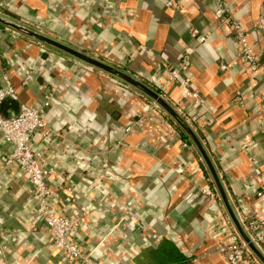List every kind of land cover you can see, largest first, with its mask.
I'll return each mask as SVG.
<instances>
[{
	"label": "crops",
	"instance_id": "obj_1",
	"mask_svg": "<svg viewBox=\"0 0 264 264\" xmlns=\"http://www.w3.org/2000/svg\"><path fill=\"white\" fill-rule=\"evenodd\" d=\"M220 2L264 62L263 0ZM220 6L212 0H0L6 18L158 90L196 126L237 215L264 218V75L242 62ZM192 30L208 36L207 43ZM183 56L189 67L179 76L188 85L172 86L167 66ZM4 78L17 99L5 101L3 114L32 106L46 124L49 134H35L32 146L57 170L47 180L54 193L48 203L76 221L68 239L89 258L76 264H170L175 250L190 264H228L218 248L238 236L221 202L202 193L214 188L206 167L146 96L2 26L0 85ZM237 93L242 105L234 101ZM9 151L0 133V264H75L54 244L27 177L5 165ZM259 249L264 254V241Z\"/></svg>",
	"mask_w": 264,
	"mask_h": 264
},
{
	"label": "built area",
	"instance_id": "obj_2",
	"mask_svg": "<svg viewBox=\"0 0 264 264\" xmlns=\"http://www.w3.org/2000/svg\"><path fill=\"white\" fill-rule=\"evenodd\" d=\"M212 1L221 5L219 7V12H222L223 21L229 25L234 34L242 62L252 74L264 75V62H261L253 53L247 41V35L241 24L229 15V10L222 6L220 0ZM166 5L171 6V2H167ZM258 28L264 30V13L262 10L259 15ZM190 34L192 37H195L200 44H206L208 41V36L197 34L195 30H192ZM188 67L189 61L187 56H183L177 65L167 66L169 72L168 83L172 86L174 84H179L186 87L188 81L185 80L181 82L179 72ZM220 68L225 70L227 67L221 65ZM3 80V84L0 85V133L3 141L10 147V151L5 158V165L15 166L25 177H27L31 188L34 191L35 197L43 207L40 210V214L42 215L44 224L56 247L66 256L65 260L75 264L78 262L88 263L89 258L86 254L87 252L83 250L82 245L76 240L70 241L67 236L68 232H70L74 226H77L76 221L63 218L59 213L53 212L50 209L51 205L48 203V200L51 199L54 193L47 180L56 176L57 170L52 168L49 164H44L41 154L36 152L32 146V137L35 134H40L44 137L49 134L46 124L38 109L32 106L20 105L18 111L10 112L7 115L3 114L1 110L3 102L7 99H17V95L10 82L6 78ZM186 95H190V93L186 92ZM161 96L165 98L164 95ZM191 96H193L195 100L198 98L197 94L194 93H192ZM234 101L237 102V104L242 105V100L238 93L236 94ZM177 112L182 115L179 110ZM262 112L264 113V104L262 106ZM143 121V119H140L138 120V123L142 124ZM129 130L130 126H127L125 131ZM183 145L185 147L187 146V143H184ZM202 193L220 202L214 188L203 190ZM239 219L245 227L251 241L260 248V245L264 241V218L256 216H241ZM228 224L232 226L230 220ZM232 230L237 235L235 229L233 228ZM218 252L225 257L228 264H260L249 251L247 246L241 241L239 236L236 241H229L221 244L218 248Z\"/></svg>",
	"mask_w": 264,
	"mask_h": 264
},
{
	"label": "water",
	"instance_id": "obj_3",
	"mask_svg": "<svg viewBox=\"0 0 264 264\" xmlns=\"http://www.w3.org/2000/svg\"><path fill=\"white\" fill-rule=\"evenodd\" d=\"M0 25L5 26L19 34H22L40 44L53 48L75 60H78L88 66L105 72L106 74L114 77L115 79L127 84L129 87L137 90L144 96H146L150 101L153 102L166 116H168L176 126H178L188 137L189 142L195 148L199 154L201 162L206 167L208 175L213 183L214 189L220 199V202L232 224L237 235L241 241L247 246L249 251L255 257V259L260 263L264 264V254L263 252L251 241L245 227L231 205L229 198L227 196L225 187L223 186L219 174L215 169V166L201 140L198 138L195 130L192 126L186 122V120L177 112V110L158 92L147 86L145 83L139 81L128 73L122 71L121 69L109 65L101 60H98L81 50H78L71 45L60 42L50 36L42 34L36 30H32L22 24H19L5 16L0 15Z\"/></svg>",
	"mask_w": 264,
	"mask_h": 264
},
{
	"label": "trees",
	"instance_id": "obj_4",
	"mask_svg": "<svg viewBox=\"0 0 264 264\" xmlns=\"http://www.w3.org/2000/svg\"><path fill=\"white\" fill-rule=\"evenodd\" d=\"M262 11H263V13H264V0H263V2H262ZM9 16L10 17H12V18H14V16L13 15H11V14H9ZM0 27H2V25H0ZM154 89V88H153ZM156 92H158V93H160L158 90H156V89H154ZM8 100V99H7ZM6 101V100H5ZM3 102V104H2V106H1V110H2V107H4V105L6 104V102ZM10 108L12 109V110H15V107L14 106H10ZM14 112H16V111H14ZM164 116H165V118H167V119H169V120H171L168 116H166L165 114H164ZM184 119H186L185 118V116L184 115H181ZM192 128L195 130L196 129V126H194V125H192ZM176 129L178 130V133H179V135H180V139L181 140H183V141H185L186 143H190L189 142V139H188V137L186 136V134L178 127V126H176ZM204 144V143H203ZM205 145V144H204ZM200 159V158H199ZM202 163V162H201ZM203 168V170L205 171V168L204 167H202ZM169 263L170 264H190L187 260H185V258H183L176 250L174 251V256H173V258H170V260H169ZM162 264H166V263H162Z\"/></svg>",
	"mask_w": 264,
	"mask_h": 264
},
{
	"label": "rangeland",
	"instance_id": "obj_5",
	"mask_svg": "<svg viewBox=\"0 0 264 264\" xmlns=\"http://www.w3.org/2000/svg\"><path fill=\"white\" fill-rule=\"evenodd\" d=\"M0 15L5 16V13L2 12V11H0ZM17 23L22 24V23H20V22H17ZM28 28H30V27H28ZM30 29H32V28H30ZM32 30H33V29H32ZM101 61H102V60H101Z\"/></svg>",
	"mask_w": 264,
	"mask_h": 264
}]
</instances>
